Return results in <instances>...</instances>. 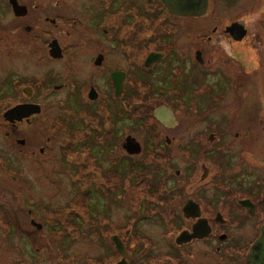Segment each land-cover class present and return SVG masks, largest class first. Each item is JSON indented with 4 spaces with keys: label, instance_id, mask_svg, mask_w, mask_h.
<instances>
[{
    "label": "flooded vegetation",
    "instance_id": "obj_1",
    "mask_svg": "<svg viewBox=\"0 0 264 264\" xmlns=\"http://www.w3.org/2000/svg\"><path fill=\"white\" fill-rule=\"evenodd\" d=\"M173 2L0 0V264H73L85 240L88 264H255L264 84L240 59L264 0Z\"/></svg>",
    "mask_w": 264,
    "mask_h": 264
},
{
    "label": "rangeland",
    "instance_id": "obj_2",
    "mask_svg": "<svg viewBox=\"0 0 264 264\" xmlns=\"http://www.w3.org/2000/svg\"><path fill=\"white\" fill-rule=\"evenodd\" d=\"M260 39L264 46V36H262ZM240 47H242L241 44H240ZM252 47L256 48V45L253 44ZM240 61L250 64L251 67L255 69L254 78L260 85H263L264 84V81H263L264 80V49H256L255 52L253 51L250 52L247 50L246 58L242 56ZM136 138L138 141L141 139L137 135H136ZM96 153L102 159L111 157L109 148L100 149L98 152L96 151ZM117 154L118 155L116 156L113 155L112 157L115 156L117 158H120V155L118 152ZM74 157H75V154H72V153L70 154V152L66 154L62 150L61 155H60L59 151H56L55 158L53 157L51 164L49 163L45 167H43V169L41 170V174L44 176L43 186H44V189L47 195L53 196L56 194H64L65 190L66 191L71 190L72 182L70 181L69 174H70V171H72V166L69 163L71 161H74L73 160ZM75 187H77L76 184H75ZM47 199L48 198H46V200ZM85 201H86V197L81 196L80 198H78V201H75V204L73 205L74 208L80 206L81 202H85ZM89 251L90 250H89L86 240L80 241L78 242V244H75V248H73V252H75V258H76L75 261L77 260L78 264H88V260H86V258L84 259L83 257H87V255L89 254ZM75 261H73V264H75Z\"/></svg>",
    "mask_w": 264,
    "mask_h": 264
},
{
    "label": "water",
    "instance_id": "obj_3",
    "mask_svg": "<svg viewBox=\"0 0 264 264\" xmlns=\"http://www.w3.org/2000/svg\"><path fill=\"white\" fill-rule=\"evenodd\" d=\"M194 2L191 3V8H192V12L194 13V9L197 8L198 12H200V9L202 8V6H205V0L202 1H196L193 0ZM164 5L169 9L172 10V8L174 6H178L179 8H185L184 5L181 4H176L173 2V0H163ZM189 8V7H187ZM184 9L180 12H183ZM196 12V11H195ZM202 12H205V10L203 9ZM245 35V33L239 38V40L242 39V37ZM166 109L165 108H160L158 110H156L155 112V116L156 118L160 121V122H165L166 120ZM116 248L119 250L120 245L116 242L115 243ZM251 254H252V259L254 261L255 264H264V226L261 228V234L258 237V239L256 240L255 244L253 245L252 249H251Z\"/></svg>",
    "mask_w": 264,
    "mask_h": 264
}]
</instances>
